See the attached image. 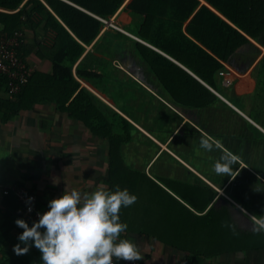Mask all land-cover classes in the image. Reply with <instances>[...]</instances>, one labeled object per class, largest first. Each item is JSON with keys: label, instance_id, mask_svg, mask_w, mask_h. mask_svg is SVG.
I'll return each instance as SVG.
<instances>
[{"label": "trees", "instance_id": "16d2710c", "mask_svg": "<svg viewBox=\"0 0 264 264\" xmlns=\"http://www.w3.org/2000/svg\"><path fill=\"white\" fill-rule=\"evenodd\" d=\"M125 1L0 0V35L9 38L16 31L32 30L35 39L21 45L19 56L26 60L34 54L52 66L50 73L29 68V81L20 92L6 100L0 97V123L38 104L54 103L107 142L108 189L119 185L134 191L130 186L140 177L151 180L145 174L151 165L149 171L156 180L204 214L196 215L158 185L179 207L175 214L178 226L196 230L199 222L205 224L212 248L219 231L224 250L230 242L241 250L253 247L250 234L235 221L230 209L215 207L213 202L217 189L224 190L257 218L264 215L255 203L258 197L263 199L258 192L264 191V172L246 153L254 139L249 129L264 135L212 90L237 106L232 94L223 92L219 73L228 70L227 66L246 72L261 54L247 36L258 39L264 29V0H205L229 22L208 6L200 7V0H132L127 10L134 20L126 31L180 65L117 30L98 39L105 26L101 19L109 21ZM91 46L94 52H87ZM129 52L140 59L160 98L114 64ZM261 74L264 57L253 72L263 85ZM81 81L104 93L115 108L82 87ZM7 85L6 76L0 74V94L7 91ZM202 136L220 141V149L207 152L200 148ZM224 149L240 157L232 177L213 171ZM17 219H24L30 227L33 224L25 219L14 194L4 196L0 264H43L42 254L34 246L25 255L14 252L24 231L16 225ZM201 255L177 264H202Z\"/></svg>", "mask_w": 264, "mask_h": 264}, {"label": "crops", "instance_id": "0c3cea01", "mask_svg": "<svg viewBox=\"0 0 264 264\" xmlns=\"http://www.w3.org/2000/svg\"><path fill=\"white\" fill-rule=\"evenodd\" d=\"M131 1L126 0L119 10L110 17V20L125 31L129 29L134 20L131 11L127 10ZM200 2V7L208 6L226 19L205 0H200ZM188 22L185 26L188 25ZM106 32L115 33V30L104 26L98 39L102 37V41ZM24 34L26 39L24 44L35 39V34L30 29L24 30ZM127 36L164 54L140 38V41L135 39L136 36L133 34ZM247 37L261 50V54L246 72H239L227 66L234 72V82L231 87H226L222 79L220 81L223 92L232 94L231 97L237 106L221 96L226 100L224 101L226 104L264 135V84H258V79L253 75L264 57V29L258 39ZM38 40L41 41L40 36H38ZM103 46L105 51L107 46L105 41H103ZM89 51L94 52L93 46L88 47L87 52ZM96 55L110 60L103 55ZM164 55L175 61L168 55ZM26 61L30 70H39L45 73H50L52 70L49 63L39 60L34 54L28 56ZM114 64L160 98L157 95L159 90L157 85L150 80L140 59L132 52L127 53L124 60H115ZM260 77H264V74H261ZM81 84L104 103L115 108L113 101L104 93L86 82L81 81ZM0 97L5 100L11 98L7 91H3ZM248 134L254 139L252 145L248 146L247 156L257 165L259 171L264 172V137L250 129ZM162 147L167 150L166 146ZM108 161L107 142L96 137L80 120L73 119L67 113L58 110L54 103L45 102L30 110H23L8 122L0 123V206L4 198L2 189L13 185L24 186L36 194L38 208L43 213L49 210L48 205L52 199L59 198L63 194L66 184L85 192H92L101 185L107 187L105 181L108 179ZM150 166L146 169L145 174L152 181L145 176L135 181L130 187H133L134 191L131 193L136 195L138 200L133 205L122 208L120 212L121 222L128 224V229L122 236L133 239L134 242L141 245L143 256V259L140 260L141 264H177L187 257L197 258L198 254H208L209 252L215 255L209 257L201 255L199 260L203 261L202 264L207 262L264 264V230L254 231V225L251 223L241 227L250 234L249 244L253 247L242 250L232 242L227 243L228 249L224 250L221 231H219V235L216 232L217 244L212 248L206 226L201 222L196 230L178 226L175 214L179 207L177 208L175 201L158 185L185 204L196 215L204 216V214L192 209L163 183L156 180L150 174ZM188 168L197 173L191 167ZM54 179H58L59 183L54 185ZM262 182L264 183V179ZM217 190L218 196L213 202L215 207H226L231 211L233 204L251 218L253 214L231 199L224 190ZM258 194L263 199L260 200L258 197L255 203L258 205V209L260 208L264 212V191L258 192ZM220 198H224L225 201L217 203Z\"/></svg>", "mask_w": 264, "mask_h": 264}, {"label": "clouds", "instance_id": "9594fccd", "mask_svg": "<svg viewBox=\"0 0 264 264\" xmlns=\"http://www.w3.org/2000/svg\"><path fill=\"white\" fill-rule=\"evenodd\" d=\"M220 147V141L210 136L200 139V148L207 152ZM239 160L238 155L224 149L215 160L213 171L232 177ZM53 183L56 185L59 180L54 179ZM137 200L136 195L119 185L114 190L101 185L85 192L66 184L63 194L49 202V210L40 214L31 227L24 219L15 221L24 231L13 250L25 255L34 246L41 252L43 264H113V258L131 264L142 260L141 245L121 238L128 229V224L121 222V209ZM33 201L34 197L28 198L29 204ZM28 210L31 212L32 208ZM251 220L254 231L264 230V215H251Z\"/></svg>", "mask_w": 264, "mask_h": 264}, {"label": "built area", "instance_id": "2783aa9c", "mask_svg": "<svg viewBox=\"0 0 264 264\" xmlns=\"http://www.w3.org/2000/svg\"><path fill=\"white\" fill-rule=\"evenodd\" d=\"M105 26L112 28L114 30L126 33L125 30L120 28L112 20H103L101 19ZM140 41L139 38H135ZM25 34L21 31H16L13 36L5 38L0 35V74L6 76L8 80L7 92L12 97L18 94L22 87L25 86L29 81V67L27 61L19 56L18 49L25 43ZM234 72L228 68L226 71H221L219 73L223 84L226 87H231L233 85ZM3 196H9L14 194L22 206L24 211V217L29 222L38 221L39 215L43 212L38 208L37 205V196L24 186H8L2 189ZM34 197V201L29 204L28 198ZM29 207L32 208V211L29 212ZM113 264H129V262L119 261L113 258ZM131 264H141V261L131 262ZM204 264H217L214 262H207Z\"/></svg>", "mask_w": 264, "mask_h": 264}, {"label": "water", "instance_id": "95a60500", "mask_svg": "<svg viewBox=\"0 0 264 264\" xmlns=\"http://www.w3.org/2000/svg\"><path fill=\"white\" fill-rule=\"evenodd\" d=\"M176 62V61H174ZM177 64H179L178 62H176ZM180 65V64H179ZM189 72V71H188ZM196 77V76H195ZM218 97H220L223 101H226L221 95H219L217 92H215L214 90H212ZM221 201H225L224 198H220L217 200L218 202ZM231 213L235 219V221L240 225L245 227L247 223H251L253 224V221L251 220V218L243 211L241 210L238 206L235 205H231Z\"/></svg>", "mask_w": 264, "mask_h": 264}, {"label": "rangeland", "instance_id": "374dc122", "mask_svg": "<svg viewBox=\"0 0 264 264\" xmlns=\"http://www.w3.org/2000/svg\"><path fill=\"white\" fill-rule=\"evenodd\" d=\"M106 28H108V27H106Z\"/></svg>", "mask_w": 264, "mask_h": 264}]
</instances>
